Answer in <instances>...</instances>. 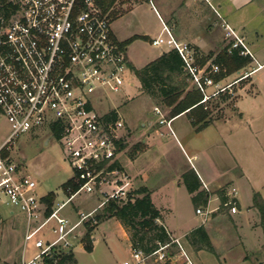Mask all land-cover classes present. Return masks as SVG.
Masks as SVG:
<instances>
[{
    "label": "built area",
    "instance_id": "2783aa9c",
    "mask_svg": "<svg viewBox=\"0 0 264 264\" xmlns=\"http://www.w3.org/2000/svg\"><path fill=\"white\" fill-rule=\"evenodd\" d=\"M223 23L225 36L234 40L232 46L243 47L246 53L243 39ZM150 41L178 53L202 101L228 87L214 80L220 67L200 65L194 48L177 40L165 24ZM130 73L123 48L112 35L111 21L95 0L0 1V115L11 128L0 143V198L25 215L23 241L35 248L18 264H61L75 243L83 246L81 227L94 220L97 209L111 200L135 197L131 178L119 162L124 123L114 105L102 111L98 107L111 102L110 95L121 93L124 86H133ZM210 87L215 90L207 93ZM39 126H46L51 136L58 134L55 138L75 185L66 189L67 198L49 213L36 195L38 180L19 174L9 150L20 134ZM81 192L96 194L100 201L72 221L61 209ZM228 195L223 205L234 213L235 188ZM195 213L205 220L209 211L197 207ZM170 243L184 257L183 264H194L176 238L146 255L131 248V259L117 264H145L152 256L164 261Z\"/></svg>",
    "mask_w": 264,
    "mask_h": 264
},
{
    "label": "rangeland",
    "instance_id": "374dc122",
    "mask_svg": "<svg viewBox=\"0 0 264 264\" xmlns=\"http://www.w3.org/2000/svg\"><path fill=\"white\" fill-rule=\"evenodd\" d=\"M137 1L142 2L137 8L136 14L145 26L153 31H158L160 22L154 14V10L157 9V0H118L113 11L117 15L124 13L132 3ZM247 27L253 30V33L259 30L261 36L257 42L264 47V14L255 16ZM253 33H249L251 38H254ZM229 38L232 41V38ZM134 44L135 49L142 55V59H147L153 53L160 52V48L151 45V41L145 37L135 41ZM166 47L165 45L162 46L163 49ZM131 73L134 75L132 71ZM131 73L129 78L133 81V86H124L121 93L110 95L111 102L98 107L102 111L106 105H114L118 117L124 123L123 129L125 130L121 129L120 132L123 134L120 161H134L135 169L139 168V173L147 181L146 185L157 187L158 192L164 187L171 195L176 190L175 179L179 171L185 169L183 171L185 173L190 168L184 153L176 145L170 129L175 132L178 128L185 130V126H189L188 118L183 116L175 120L172 125L169 124V129L166 125L169 108L159 98H153L143 92L138 79ZM252 77L253 83L245 81V86L227 87L202 104L203 110L208 112L211 121L220 122L228 119L226 123L217 127H209L205 133L200 134L191 130L190 133L189 129H186V136L182 139L180 136V141L184 145L188 141L186 138L190 137L189 140L191 138L197 141L205 139L208 144L211 143L204 156L207 160L209 159L210 167L215 171L216 177L219 178L224 175V169L226 170L235 164L233 156L237 157L243 165L246 179L264 193V185H262L264 184V68ZM189 83L193 86L191 79ZM210 90L212 89L210 88ZM240 113L244 114L239 115ZM160 119H165L164 123H160ZM10 131V124L6 118L0 117V141ZM46 140H48L47 144H45ZM224 140L229 146L230 152L227 151L223 143ZM9 150L13 162L18 167L19 174L29 175L38 180L36 187L38 197L52 191L57 195L56 204L67 198L66 189L73 187V183L67 181L70 180L71 168L64 158L60 142L50 135L46 126L35 127L29 132L20 134ZM138 186L139 182L134 187L137 188ZM228 186V191L234 188ZM227 199H229V195ZM99 201L100 199L97 198L96 194L90 195L81 192L71 202L67 203L61 212L69 215L74 221L80 211H90ZM215 204H218L217 201H213L211 206H215ZM219 206V210H226L223 204L220 203ZM102 209L103 207H100L94 214L100 213ZM7 210H9L8 207H1L4 214ZM14 213L15 215L10 218L11 220L8 219L4 222V235L0 234L2 237V239L0 238V264H18L19 262L21 236L13 239L7 233L11 223L21 231L25 217L18 209ZM186 214H189V209L184 210L182 207V216H186ZM117 220L114 216L101 221L97 220L99 222L93 231L86 235L90 237V250L84 246L85 243H88V239L84 236L85 225L81 227L80 237L83 246L75 243L72 249L75 263L72 262V259L66 258L61 264H117L123 260H130L129 245L123 238ZM157 223L160 224V219L157 220ZM125 230L130 237L134 229L127 226ZM174 249L176 251L177 248ZM25 250L27 257L35 252L31 243L26 244ZM161 262L163 261L152 256L146 260L145 264H160ZM177 262H179L178 258L170 264H178Z\"/></svg>",
    "mask_w": 264,
    "mask_h": 264
},
{
    "label": "crops",
    "instance_id": "0c3cea01",
    "mask_svg": "<svg viewBox=\"0 0 264 264\" xmlns=\"http://www.w3.org/2000/svg\"><path fill=\"white\" fill-rule=\"evenodd\" d=\"M141 2L142 1H137L132 3L124 13L117 15L111 20L114 39L119 43L130 39L125 46L122 47L127 64L129 63L136 68H140L157 58L163 52L169 50L168 47L163 49L161 46L160 52L153 53L150 57H147V59H142V55L134 47L135 41H139L143 37L151 40V38L159 35L162 30V24H165L177 40L186 42L194 48L197 62L200 65L217 64L220 67V71H225V69H222L221 66L216 63L215 58L224 48L228 52L233 48L239 49V54L247 61L246 65L234 73L222 75L217 79H215L217 75L215 74L214 80L218 86H228V88H230L234 85L238 87L245 86V81L253 83L254 79L252 76L264 68V47L257 42L261 36L259 30L253 33V30L247 27L248 23H250L255 16L261 13L264 14V0H157V9L154 10V14L160 22L158 31H153L151 28L145 26L141 18L136 14L137 8L141 5ZM212 7L216 9L219 16L214 12ZM223 21L233 29L236 35L243 39L247 50L246 53L243 52L245 51L243 47L232 46L234 40L232 39V41H230V38L225 36ZM250 32L253 33L254 38L249 36ZM229 41L230 44H228ZM210 88L212 90H210ZM210 88L207 89V93H211L214 91L213 89H215L212 87ZM207 100L202 102L204 103ZM242 114L244 113H240L239 115ZM183 116H187L186 113L178 114L172 118H169L167 115L166 121H169V124L172 125L175 120ZM0 117L3 116L0 115ZM226 120L228 121V119L220 122L210 121L207 126L197 132L198 134L205 133L209 127L220 126L226 123ZM187 122L189 126H185V128L187 130L189 129V132L190 130L194 131V127L189 118ZM186 129L178 128L176 132L172 129L170 130L176 145L182 150L187 159L188 167L192 169L198 177L200 186L197 191L205 193L207 196L206 204L194 203L192 201V195L197 191L193 194L189 193L186 186L183 184L181 175L185 169L179 171L175 179L176 190L171 196L164 187L158 192L157 187H149L146 185L147 181L139 173V168L135 169V162H121L119 156L122 169L131 178L133 190L138 187H146L149 190L153 204L160 211V224L165 227L171 239H178L184 251L194 264H264V233L260 224L259 212L257 208L253 206V195L259 193L264 202V193L259 191L254 184L246 179L242 163L233 155L235 164L228 167L226 170L224 169V175L220 178L216 177L215 171L210 167L209 159L207 160L204 156L205 151L209 148L211 143L208 144L205 139L203 141H197L193 138L189 140L190 137H187L186 139L188 141L182 145L180 136L181 139L183 137L185 138L187 133ZM6 137L7 136H5L0 143H2ZM47 143L48 140L45 141V144ZM223 143L227 151L230 152V148L225 140ZM137 176L138 178H136ZM137 182H139V186L136 188L134 186L135 184L137 185ZM228 185H230L231 188L234 187L236 190V211L234 213H231L228 207L224 205L226 210L218 209L220 207L219 204H223L220 199V194L224 195L227 200V193L230 192L228 191ZM49 193H53L51 206L54 208L59 204L55 202L57 195L54 192L50 191L39 198L43 206L46 207L44 198ZM0 200V234L4 235V222L8 219L11 220L10 218L15 215L14 212L16 208L6 204L3 197H1ZM213 201H217L218 204L211 206ZM2 206L9 208L5 214L1 211ZM182 207L184 210L189 209L188 215L182 216ZM197 207H202L209 211L205 220L201 215L199 216L195 213ZM64 215L72 220L69 215ZM23 217H25V215ZM117 222L122 230L123 238L128 242L130 251L131 245L126 230L119 220H117ZM25 226L26 217L23 218V227H21V231L11 223L7 233V235L9 237L11 236L13 239L20 238L21 236V251L18 260H20L21 257H27L25 250L26 244L23 241ZM199 226H203L209 238L212 247L211 250H206L204 248L194 249L188 242L186 235ZM0 238L2 239V237ZM92 240H94V238H92ZM169 249L170 247L168 250ZM177 258L179 259L177 263L183 264L184 257L180 254L178 249H176L173 255L169 256L171 263H174Z\"/></svg>",
    "mask_w": 264,
    "mask_h": 264
},
{
    "label": "trees",
    "instance_id": "16d2710c",
    "mask_svg": "<svg viewBox=\"0 0 264 264\" xmlns=\"http://www.w3.org/2000/svg\"><path fill=\"white\" fill-rule=\"evenodd\" d=\"M0 1L3 2L5 0ZM117 1L95 0V3L107 14L111 21L117 16L113 11V7ZM129 40H125L119 43V45L123 47ZM215 61L222 69H225V71L217 73L215 79L225 74L234 73L247 63L246 59L239 54L238 48H233L229 52L224 48L215 58ZM128 66L138 79L141 90L153 98H159L169 108L167 114L169 118L186 113L196 132L210 123L211 118L208 112L203 110V95L194 85H190V75L183 68L182 60L175 50L169 49L163 52L157 58L140 68H136L129 63ZM55 137H58L57 133H55ZM118 146L122 148L123 143L118 142ZM67 181L70 180L68 179ZM182 182L188 192L192 194L200 186L198 177L192 169L182 174ZM73 188H75V185H73ZM133 192L135 197L132 201L115 202L111 200L103 206L100 213L94 215V220L90 219L86 221L84 224L86 228L84 236L89 234L99 221L114 216L124 228L129 226L134 229L129 237L131 248L137 249L145 255L156 250L160 244L170 242V234L162 224L157 223V220L160 219V211L153 204L149 190L146 187H139ZM220 199L222 203L226 201L225 196L222 194H220ZM52 200L53 193L47 194L44 198L46 213H49L52 208ZM192 201L194 203L206 204L207 196L202 191H197L192 195ZM253 206L259 212L260 224L264 233V202L259 193L253 195ZM186 238L194 249H212L203 226L190 231L186 235ZM86 239H88V243H85L84 246L87 250H90V237L86 236ZM170 248L168 256L174 254L175 244L170 243ZM64 258L72 259V262L75 263L72 253L63 257L60 263ZM160 264H170V259L167 258Z\"/></svg>",
    "mask_w": 264,
    "mask_h": 264
}]
</instances>
